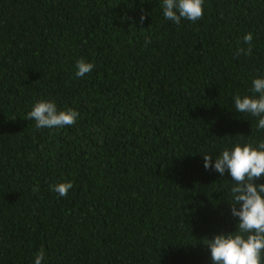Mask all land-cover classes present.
<instances>
[{
    "label": "trees",
    "instance_id": "trees-1",
    "mask_svg": "<svg viewBox=\"0 0 264 264\" xmlns=\"http://www.w3.org/2000/svg\"><path fill=\"white\" fill-rule=\"evenodd\" d=\"M257 76L264 0H205L179 25L161 0H0V264H211L206 238L235 219L203 155L264 141L232 99ZM49 98L76 124L37 128Z\"/></svg>",
    "mask_w": 264,
    "mask_h": 264
},
{
    "label": "clouds",
    "instance_id": "clouds-1",
    "mask_svg": "<svg viewBox=\"0 0 264 264\" xmlns=\"http://www.w3.org/2000/svg\"><path fill=\"white\" fill-rule=\"evenodd\" d=\"M205 0H161L163 17L179 25L182 21L201 19ZM144 16L140 17L143 22ZM253 34L246 33L243 42L247 48L238 49L246 55L252 51ZM76 77H84L95 68L93 62L76 61ZM251 95L233 96L236 113L256 118L257 132L264 131V76L251 81ZM27 117L39 129H62L76 124L80 113L74 108H60L54 99H41L33 103ZM204 169H213L221 177H231L232 200L230 214L235 219V230L220 231L206 238L211 264H264V141L258 143L236 142L223 148L214 158L203 155ZM59 196H66L74 185L71 181L50 186ZM42 248L34 255L33 264H46Z\"/></svg>",
    "mask_w": 264,
    "mask_h": 264
}]
</instances>
